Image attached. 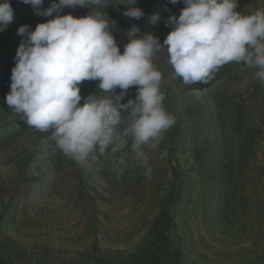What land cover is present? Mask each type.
I'll return each instance as SVG.
<instances>
[{"label":"rangeland","instance_id":"374dc122","mask_svg":"<svg viewBox=\"0 0 264 264\" xmlns=\"http://www.w3.org/2000/svg\"><path fill=\"white\" fill-rule=\"evenodd\" d=\"M50 3L44 0L42 8ZM10 5L14 19L0 32V241L12 242L31 264H122L164 211L172 218L166 237L179 264H264V84L254 75L257 69L232 62L210 83L186 85L172 78L162 49L153 63L162 73L164 106L175 124L158 149H146L150 172L131 152L126 166L116 162L121 153L106 152L98 169L86 167L55 149L48 133L28 126L4 102L23 39L17 29H34L52 18L35 15L21 0ZM128 7L144 15L126 17ZM183 7L169 0L89 6L116 22L111 31L121 52L132 26L163 43L172 30L165 21ZM89 8L65 7L60 14L81 17ZM258 9L264 11V0H238L236 11L248 15ZM97 83L82 82L81 96L102 95ZM135 96L133 86L121 102ZM121 118H127L126 110Z\"/></svg>","mask_w":264,"mask_h":264},{"label":"clouds","instance_id":"9594fccd","mask_svg":"<svg viewBox=\"0 0 264 264\" xmlns=\"http://www.w3.org/2000/svg\"><path fill=\"white\" fill-rule=\"evenodd\" d=\"M21 2L35 15L52 18L34 29L29 25L17 29L23 39L4 102L28 126L48 133L55 149L86 167L98 169L99 157L106 152L121 153L116 162L126 166L124 157L131 152L133 161L150 172L146 149H158L164 133L175 124L164 106L162 73L153 63L162 49L174 69L172 78L179 77L186 85L210 83L232 62L256 68L254 75L264 84V11L244 15L236 11L238 0H169L184 7L165 21L172 30L163 43L132 26L125 33L128 42L122 52L111 31L116 22L105 11L89 8L104 5L105 0H51L46 8L44 0ZM77 6L90 10L81 17L60 14L65 7ZM123 15L139 20L144 13L128 7ZM13 19L10 0H0V32ZM84 81H97L103 94L82 97ZM133 86L135 99L122 103ZM121 110L127 111L126 119ZM166 154L162 152L161 158Z\"/></svg>","mask_w":264,"mask_h":264},{"label":"trees","instance_id":"16d2710c","mask_svg":"<svg viewBox=\"0 0 264 264\" xmlns=\"http://www.w3.org/2000/svg\"><path fill=\"white\" fill-rule=\"evenodd\" d=\"M181 195H178V200ZM173 201V200H172ZM177 199L174 201L176 202ZM172 218L164 211L157 213L147 237L140 242L136 254H131L122 264H179L178 251L172 248L171 242L166 237L165 226L169 225ZM7 246H6V245ZM106 254V253H105ZM32 259L26 258L25 253L15 249L14 244L0 241V264H31ZM106 264V260L104 261Z\"/></svg>","mask_w":264,"mask_h":264}]
</instances>
